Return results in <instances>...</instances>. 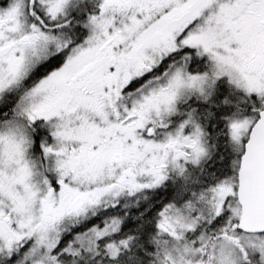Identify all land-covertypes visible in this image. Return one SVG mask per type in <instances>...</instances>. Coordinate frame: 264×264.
I'll list each match as a JSON object with an SVG mask.
<instances>
[{
	"label": "snow or ice",
	"instance_id": "obj_1",
	"mask_svg": "<svg viewBox=\"0 0 264 264\" xmlns=\"http://www.w3.org/2000/svg\"><path fill=\"white\" fill-rule=\"evenodd\" d=\"M0 264H264V0H0Z\"/></svg>",
	"mask_w": 264,
	"mask_h": 264
}]
</instances>
